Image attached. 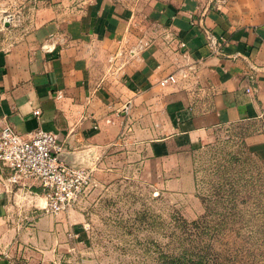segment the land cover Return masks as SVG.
<instances>
[{"label":"crops","instance_id":"1","mask_svg":"<svg viewBox=\"0 0 264 264\" xmlns=\"http://www.w3.org/2000/svg\"><path fill=\"white\" fill-rule=\"evenodd\" d=\"M146 7L139 15L111 0L41 3L31 35L0 52V128L55 134L70 165L104 182L123 169L145 182L168 177L178 156L229 126L248 129L264 158V0ZM169 75L176 82L161 87ZM1 175L0 264H80L61 245L66 229L86 234L75 207L49 215L37 182Z\"/></svg>","mask_w":264,"mask_h":264},{"label":"rangeland","instance_id":"2","mask_svg":"<svg viewBox=\"0 0 264 264\" xmlns=\"http://www.w3.org/2000/svg\"><path fill=\"white\" fill-rule=\"evenodd\" d=\"M48 1L0 0V52L31 35ZM111 1L144 15L148 0ZM7 16L10 27L2 23ZM247 134L242 125L217 130L153 182L130 169L106 182L91 176L79 202L62 213L75 207L86 232L72 239L64 231L66 254L80 264H264V158Z\"/></svg>","mask_w":264,"mask_h":264},{"label":"built area","instance_id":"3","mask_svg":"<svg viewBox=\"0 0 264 264\" xmlns=\"http://www.w3.org/2000/svg\"><path fill=\"white\" fill-rule=\"evenodd\" d=\"M2 23L10 27L14 18L7 16ZM202 30L210 52L220 55L217 38L209 30ZM136 48L141 49L142 45ZM43 49L48 50L46 46ZM130 53L133 54V51ZM179 73L186 77L183 71ZM175 82L176 77L169 75L159 84L165 87ZM34 115L39 116L40 112L35 111ZM63 149L53 133L38 129L19 134L9 124L0 128V174L6 175L4 180L11 185L37 182L46 200L44 211L52 216H58L75 206L92 181L90 170L72 167L57 159Z\"/></svg>","mask_w":264,"mask_h":264},{"label":"water","instance_id":"4","mask_svg":"<svg viewBox=\"0 0 264 264\" xmlns=\"http://www.w3.org/2000/svg\"><path fill=\"white\" fill-rule=\"evenodd\" d=\"M57 159H58L59 161L65 163L66 165L69 164V162L66 161L65 157L63 156V154L58 155V156H57ZM69 166H72V165L69 164ZM72 167H74V166H72Z\"/></svg>","mask_w":264,"mask_h":264},{"label":"trees","instance_id":"5","mask_svg":"<svg viewBox=\"0 0 264 264\" xmlns=\"http://www.w3.org/2000/svg\"><path fill=\"white\" fill-rule=\"evenodd\" d=\"M196 264H201V262H197Z\"/></svg>","mask_w":264,"mask_h":264}]
</instances>
